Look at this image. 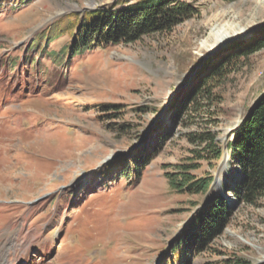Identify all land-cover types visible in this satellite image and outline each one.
Masks as SVG:
<instances>
[{
	"label": "rangeland",
	"instance_id": "obj_1",
	"mask_svg": "<svg viewBox=\"0 0 264 264\" xmlns=\"http://www.w3.org/2000/svg\"><path fill=\"white\" fill-rule=\"evenodd\" d=\"M130 1L33 0L18 7L0 0V264H164L206 199L170 190L166 170L182 164H199L197 174L212 178L210 192L222 195L233 215L192 264H264V197L251 206L224 191L238 177L224 146L264 90V51L230 77L213 113H186L176 125L167 115L172 140L140 182L104 177L107 165L145 144L202 57L264 38V0H190L198 17L170 33L73 58L64 50L68 35L31 46L62 16ZM213 31L232 37L215 43ZM204 133L223 148L210 164L194 155L192 138Z\"/></svg>",
	"mask_w": 264,
	"mask_h": 264
},
{
	"label": "trees",
	"instance_id": "obj_2",
	"mask_svg": "<svg viewBox=\"0 0 264 264\" xmlns=\"http://www.w3.org/2000/svg\"><path fill=\"white\" fill-rule=\"evenodd\" d=\"M33 0H16L18 7ZM232 3L236 0H219ZM14 6L12 12L16 11ZM190 0H131L109 8H97L81 14H67L56 20V24L35 36L34 48L55 43L68 35L69 42L64 50L70 58L90 52L95 48L116 47L133 44L154 34L170 33L174 28L199 15V9ZM264 51V38L252 42H236L213 53L201 61L192 71L193 80L181 92L174 94L161 113L148 140L129 158H118L109 165L104 177H129L140 182L147 168L161 155L172 140L171 130L165 119L174 125L186 114L207 115L219 107L222 91L229 79L239 73L247 62ZM42 49L39 54H42ZM171 131V132H170ZM199 145L194 155L199 162L210 164L220 160L222 146H217L211 133L192 138ZM225 152L236 169L238 177L232 186L224 185L225 194H232L240 202L255 206L264 197V90L246 110L238 125L231 131ZM208 154L209 156H207ZM124 169L111 170L118 166ZM199 164H182L164 175L170 190L178 196H206L181 227L169 250L170 259L164 264H192L193 258L208 251L228 228L232 209L222 195L211 193L212 178L197 174ZM165 256V254H164ZM169 256V255H168Z\"/></svg>",
	"mask_w": 264,
	"mask_h": 264
},
{
	"label": "bare ground",
	"instance_id": "obj_3",
	"mask_svg": "<svg viewBox=\"0 0 264 264\" xmlns=\"http://www.w3.org/2000/svg\"><path fill=\"white\" fill-rule=\"evenodd\" d=\"M233 36H236V35H233ZM212 37L214 38V41L215 43H220V44H224V42H226V40L230 39L232 36L227 34V33H224L223 32H214L213 31V34H212ZM202 46L206 47V43H202Z\"/></svg>",
	"mask_w": 264,
	"mask_h": 264
},
{
	"label": "water",
	"instance_id": "obj_4",
	"mask_svg": "<svg viewBox=\"0 0 264 264\" xmlns=\"http://www.w3.org/2000/svg\"><path fill=\"white\" fill-rule=\"evenodd\" d=\"M221 46L215 48L214 50L209 51L204 57H202V61H205L208 57H210L213 53H215L216 50L219 49Z\"/></svg>",
	"mask_w": 264,
	"mask_h": 264
}]
</instances>
